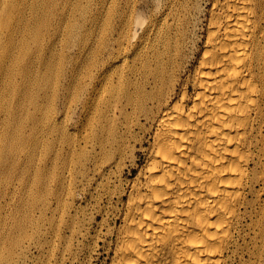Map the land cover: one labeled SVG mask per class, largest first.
Returning a JSON list of instances; mask_svg holds the SVG:
<instances>
[{
  "label": "bare ground",
  "instance_id": "obj_1",
  "mask_svg": "<svg viewBox=\"0 0 264 264\" xmlns=\"http://www.w3.org/2000/svg\"><path fill=\"white\" fill-rule=\"evenodd\" d=\"M118 1L0 0L15 156L55 126L40 99L79 109L44 263L264 264V0ZM111 42L127 76L103 71Z\"/></svg>",
  "mask_w": 264,
  "mask_h": 264
},
{
  "label": "rangeland",
  "instance_id": "obj_2",
  "mask_svg": "<svg viewBox=\"0 0 264 264\" xmlns=\"http://www.w3.org/2000/svg\"><path fill=\"white\" fill-rule=\"evenodd\" d=\"M123 1L120 0L117 4L120 5ZM143 3H145L142 6L143 10L148 11L154 9L156 0H143ZM105 10L102 14H105ZM62 46L60 50V41L57 39L55 51L57 53L64 51L65 45ZM118 49L119 47L112 42L107 46L105 53L101 55V59L106 62L103 71H107V74L118 73L127 76V48L123 51L126 56L124 59L118 54L117 57L114 56ZM0 50H3L1 46ZM110 51L113 54L108 58ZM69 52L75 53V48L71 46ZM19 59L23 61L28 58L19 55ZM7 62L11 63V60H5L4 64L6 65ZM52 62L57 64L56 59H52ZM65 64L68 70L73 60L67 58ZM14 89L15 77L2 78L0 82V264H45L47 258L40 255L37 246L45 242L43 230L49 222L51 210L60 205L63 135H66V132L73 137L78 134L75 122H79V109L74 108V111L65 116V104L62 100L52 103L45 97L40 99L48 106L50 103V108L53 109L49 112L53 119L51 123L55 126L51 127L49 134L44 129L40 133L38 130H27L23 139L24 146L40 139L39 144L36 145L34 156L25 148L17 158L13 134L23 127L24 120L18 117L16 119L20 122H11L14 118L7 117L6 112L14 109L12 103ZM46 93L48 94L49 90ZM32 158V165H27ZM142 161L143 158L139 155L138 163ZM124 172L126 175L127 168ZM34 225L42 228L41 234L39 230L38 232L34 230ZM104 257V255L99 256L93 264H104Z\"/></svg>",
  "mask_w": 264,
  "mask_h": 264
}]
</instances>
